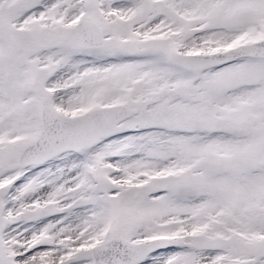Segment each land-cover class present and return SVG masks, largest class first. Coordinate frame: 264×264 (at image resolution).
Here are the masks:
<instances>
[{
  "label": "snow or ice",
  "instance_id": "obj_1",
  "mask_svg": "<svg viewBox=\"0 0 264 264\" xmlns=\"http://www.w3.org/2000/svg\"><path fill=\"white\" fill-rule=\"evenodd\" d=\"M0 264H264V0H0Z\"/></svg>",
  "mask_w": 264,
  "mask_h": 264
}]
</instances>
